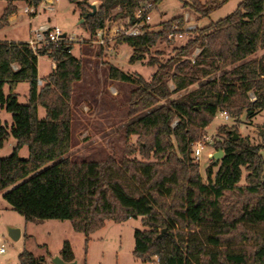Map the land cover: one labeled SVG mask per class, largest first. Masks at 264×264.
Returning <instances> with one entry per match:
<instances>
[{"label": "trees", "instance_id": "1", "mask_svg": "<svg viewBox=\"0 0 264 264\" xmlns=\"http://www.w3.org/2000/svg\"><path fill=\"white\" fill-rule=\"evenodd\" d=\"M68 1L78 5L84 26L94 35L116 9V18L134 24L135 11L146 0H99L95 14L85 1ZM162 1L154 0L153 7ZM227 1L187 0L183 8L200 20ZM16 12L14 0H9L0 30ZM183 26V17H177L159 32L143 27V35L123 36L117 42L134 49L129 61L135 64L144 61L158 41L181 33ZM196 49L199 53L192 58ZM72 50L67 38L38 53L27 42H0V108L13 118L11 128L0 118V147L10 138L16 141L13 154L0 159V193L12 188L4 195L11 209L26 222L70 221L87 241L107 221L141 219L134 255L147 263L157 258L159 264H264V144L234 140L236 126L220 127L218 133L226 138L216 146L224 157L205 168L206 182L192 158L193 143L219 113L237 121L244 113L264 111V54L252 58L264 50V0H242L228 17L192 31L166 63L151 58L148 64L156 71L149 81L109 66L113 82L134 87L128 101V116L134 120L125 135L126 141L138 138L141 159L132 146L125 147L120 159H62L72 149V96L84 69ZM42 56L56 68L39 79ZM21 82L29 84L26 105L18 102L15 92ZM177 94L183 95L172 100ZM40 107L46 112L43 119ZM259 136L264 143V124ZM24 147L28 159L19 156ZM18 259L19 264H42L27 251ZM61 259L75 261L68 244Z\"/></svg>", "mask_w": 264, "mask_h": 264}, {"label": "rangeland", "instance_id": "2", "mask_svg": "<svg viewBox=\"0 0 264 264\" xmlns=\"http://www.w3.org/2000/svg\"><path fill=\"white\" fill-rule=\"evenodd\" d=\"M9 0H0V16L7 6ZM89 4L88 10L93 12L92 5L96 12L100 5L99 0H80ZM208 0H202L203 3ZM242 0H228L218 10L213 12L208 18L198 19L195 13L189 8H183L187 0H163L157 7L149 12L141 24L148 27L150 32H159L163 25L177 17H183L184 26L181 33H172L165 41H158L151 49V54L146 56L144 61L130 63V58L134 49L125 43L117 42L121 28L128 25L126 18H116L119 9L112 11V18L108 20L105 28L107 36L113 35L112 31H118L115 38L108 41L106 47L92 44L91 35L81 24L85 18L81 17V10L77 4L68 0H58L54 5V11L41 12L35 18H29L23 14L24 0H14L17 7L16 17L9 27L0 30V41L27 42L30 37V29L35 30L43 24L53 28H58L62 35H66L69 43L73 46L72 55L83 61V77L74 87L72 96L73 120H72V149L62 157L69 158L75 162H97L106 159L110 155H115L120 159L125 156V147L132 146L137 152L135 157L141 159L139 153L138 138L133 137L126 141V127L134 120L128 116V101L130 92L134 87L130 84L115 83L109 78V66H114L127 75L149 81L155 73L156 68L148 63L151 58H155L160 63H166L175 56L176 50L187 43L191 32L198 28H204L212 23H216L231 15ZM154 0H146L144 4L153 3ZM143 4V5H144ZM194 27V30H189ZM175 30V27L173 28ZM114 36V35H113ZM199 50L196 49L192 55L197 56ZM264 50H261L252 58L257 59ZM53 63L47 56L39 57L38 72L41 79L48 77L53 70ZM43 86V83L39 84ZM173 89V85H170ZM196 89V86L190 90ZM6 95L9 94L8 87L5 88ZM18 102L22 105L28 103L29 84L21 82L16 89ZM184 94V93H183ZM183 94H177L172 100L179 98ZM254 101V96L251 95ZM46 115L45 109L39 108V118ZM230 116V115H229ZM0 118L9 128L13 125L12 115L0 108ZM264 124V111H257L253 115L244 113L237 121L230 116L226 121L220 113L209 126L203 131L199 139L194 144L203 139L210 138L198 164L205 179V168L210 164H215L211 157L219 152L217 143H221L226 138L218 133L222 126H236L232 131L236 132L239 138L246 139L251 145L259 146L264 144L259 136V128ZM16 141L8 139L3 147H0V159L7 158L13 154ZM22 159L29 158V151L26 147L19 151ZM193 158V156H192ZM58 161L45 165L41 170H45ZM220 162V161H219ZM218 162V163H219ZM216 163L215 165H217ZM218 167L214 168L216 172ZM242 185L245 181L242 180ZM12 188L0 193V248L4 253H0V264H19V255L24 251L30 252L42 264H54V259L61 258L64 247L68 244L74 254L76 264H157V258L153 263L143 262L134 255L135 239L137 230H143L141 219L129 220L124 223H114L107 221L103 229L90 235L87 241L82 233L74 231L70 221L44 220L26 222L25 219L11 209L4 199L5 193ZM10 229L22 231V238L14 242L9 237ZM26 235V236H24Z\"/></svg>", "mask_w": 264, "mask_h": 264}, {"label": "built area", "instance_id": "3", "mask_svg": "<svg viewBox=\"0 0 264 264\" xmlns=\"http://www.w3.org/2000/svg\"><path fill=\"white\" fill-rule=\"evenodd\" d=\"M58 2V0H41L40 3L36 6L33 4V0H24V7H23V14L29 18H35L38 15L42 14L41 12L46 11H54V5ZM153 9V3H148L141 5L135 11V23L130 24L128 20V25L126 27L121 28V32L119 36H126V37H139L144 34L143 30L141 29V24L144 21V18L147 17L149 12ZM176 29V27H175ZM189 30H194V27H189ZM31 37L27 41L29 46L35 53H38L44 47L49 45H56L59 41L62 40V33L58 30V28H53L47 24L41 25L39 28L32 30L30 29ZM113 35L107 36V29L103 28L98 30L93 35V40L91 41L92 44L98 45L100 47H106L108 41L115 38V34H118V31H112ZM67 38V36H66ZM68 39V38H67ZM70 39H68L69 41ZM196 56H194L195 58ZM55 68V66H53ZM41 84V81H39ZM220 115L226 120H230V116L225 113L221 112ZM210 142V138L203 137L202 140L196 142L193 148V157L196 161H200L199 158L203 154L206 145ZM3 247L0 248V253H4ZM157 264H159V260L157 259Z\"/></svg>", "mask_w": 264, "mask_h": 264}, {"label": "water", "instance_id": "4", "mask_svg": "<svg viewBox=\"0 0 264 264\" xmlns=\"http://www.w3.org/2000/svg\"><path fill=\"white\" fill-rule=\"evenodd\" d=\"M91 7L93 9L92 14H95V12H96L95 11L96 10L95 6L92 5ZM84 22H85V20H82L81 21V24L84 23ZM61 37H62V39H65L66 38V35H62ZM232 135H233V139L234 140H238V136L236 135V132L232 131ZM223 157H224V152L222 150H219V152L216 153V154H214L211 157V159L216 164L219 161H221ZM9 237H10V239L12 241L17 242L20 239V237H21V231L19 229H10L9 230ZM53 262H54V264H76V262L66 263L60 257L55 258Z\"/></svg>", "mask_w": 264, "mask_h": 264}, {"label": "crops", "instance_id": "5", "mask_svg": "<svg viewBox=\"0 0 264 264\" xmlns=\"http://www.w3.org/2000/svg\"><path fill=\"white\" fill-rule=\"evenodd\" d=\"M2 15V14H1ZM16 15L17 14H14L13 16H11L10 17V19H9V26H10V24L14 21V18L16 17ZM8 26V27H9ZM0 42H12V41H0ZM53 66H55V64H53ZM54 68V67H53ZM39 79H41V77L39 76ZM18 87V86H17ZM22 236H23V234H22V231H21V237H20V239L22 238ZM24 236H26V235H24Z\"/></svg>", "mask_w": 264, "mask_h": 264}]
</instances>
